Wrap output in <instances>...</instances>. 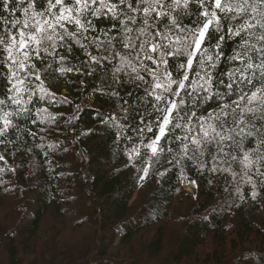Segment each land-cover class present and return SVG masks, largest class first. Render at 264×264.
<instances>
[{
	"label": "trees",
	"instance_id": "1",
	"mask_svg": "<svg viewBox=\"0 0 264 264\" xmlns=\"http://www.w3.org/2000/svg\"><path fill=\"white\" fill-rule=\"evenodd\" d=\"M138 2L131 0L132 7ZM202 2L209 11H217L221 25L219 31L215 24L210 26L201 48V53L207 49L205 57L212 55L216 65L212 68V62L205 61L213 76L211 95L200 93L193 99L181 91L187 103L180 106L182 110H173L172 121L155 155L147 144L159 134V122L165 113L154 109L156 102L147 94L151 77L141 71L149 82L145 84L134 79L131 69H126L128 75H114L119 58H112L113 53L129 59L135 56L123 47L125 32L120 21L125 20L134 29L127 35L135 38L143 13H127L137 17L133 25L124 16L113 19L107 7L100 8L101 3L115 4L117 13L127 12L129 0L123 4L121 0H88L89 8L81 17L84 27L73 23L65 25L67 32L58 28L55 48L48 42L47 52L30 53L24 69L15 65L16 79L24 81L20 85L23 92L19 106L8 100L10 62L0 55V99L5 101L0 105V117L13 113L7 130H3L0 119V215L6 228L0 247L6 264H24L20 256L39 253H51V261L54 252L58 264H131L130 260L134 264H264V167H255V163L264 164V146L253 151L258 137L264 136V119L245 116L253 132L244 140V150L250 152L254 161L252 169H245L240 163L243 151L232 147L225 148L230 153L225 155L217 152L216 144H206L201 153L189 138L185 141L189 149L184 152L181 138L187 128L174 126L186 124L192 113L203 119L218 112L220 104H231L239 95L238 90L227 88L228 73L240 66L231 59L241 51L243 43L230 34L236 21L216 10L214 0ZM225 2L229 0H222ZM248 2L264 11L262 0ZM28 3L34 5L35 11L43 12L48 0H25L21 7L12 3L14 16L2 11L0 0V16L9 21L5 25L0 20V33L5 28L18 33L21 26L12 29L11 21H23V7ZM64 3L72 6L75 0ZM201 11L198 0H189L187 13L178 9L173 15H178L184 26L195 28L197 21L202 26L205 20L199 15ZM248 11L251 15L250 7ZM168 22L167 17L155 21L157 27L152 31H165ZM251 31L259 34L260 29ZM249 42L261 46L255 38ZM249 55L259 63L258 54ZM200 58L198 53L190 80L200 70ZM168 61L173 78H182L178 64L186 62V57H169ZM144 63L155 67L150 61ZM255 75L254 84L259 87V70ZM243 87L247 91L251 85ZM226 121L227 127L233 126L231 115ZM232 155L238 159L233 160ZM190 183L195 185L192 193L183 187ZM85 210H92L95 216L89 222L96 225V234L92 245L78 253L73 263L59 251H51L43 241L49 233L55 238L62 236L63 221L80 217ZM51 216L54 225L45 231L40 224L44 225ZM151 231L157 234L141 243L138 253L134 248L136 236ZM108 232L111 236L106 238ZM37 233L42 236L40 243ZM11 235L16 236V242ZM115 246L125 248L123 257Z\"/></svg>",
	"mask_w": 264,
	"mask_h": 264
},
{
	"label": "snow or ice",
	"instance_id": "2",
	"mask_svg": "<svg viewBox=\"0 0 264 264\" xmlns=\"http://www.w3.org/2000/svg\"><path fill=\"white\" fill-rule=\"evenodd\" d=\"M24 2L25 0H18V2L17 0H2V11L8 13L9 16H14L15 9L10 7V4L16 3L17 7H21ZM198 2L203 9L199 15L204 17L205 20L202 22V26H200L201 22L197 21V27L195 28L184 26L178 15H173L178 9H182L187 13L189 0H171V3H167V0H139L135 8L132 7L131 0H129L127 12L121 10L120 13H117L115 4L105 5L101 3L100 5L101 9L107 7V10L112 13L113 19L124 16L133 25L136 23L137 17L129 16L127 13H140L141 11L143 13L142 26L137 30L139 35L135 38L127 35L132 33L134 29L128 27L125 20L120 21L125 32L123 47L130 50L129 55L134 52L135 56L129 59L128 56L113 53L112 58L115 59L117 56L119 58V64L114 67V75L121 73L128 75L126 69H131V73H135L134 79L145 84L149 82L145 80L144 75H141V71L146 72L151 77L150 87L146 89L147 94L153 97L156 102L153 105L154 109L165 113L159 122V134L155 136L151 143L147 144V148L154 155L158 151L157 146L161 138L166 135V129L172 121L173 110H182L180 106L187 103V100L181 96V91H184L186 97L193 99L199 96L200 93L211 95L213 76L206 69L205 61L212 62V68H215L216 65L213 62L212 55L205 57L204 53L207 52V49H204L201 53V48L210 26L215 24L217 31L220 30V17H218L217 11H209L202 0H198ZM123 3H125V0H121V4ZM144 4L147 6L141 7ZM249 7L251 8V15H249ZM88 8V0H75V4L72 6H66L64 0H55L54 3L52 0H48L47 8L43 12H37L34 5L28 3L27 7H23V21L19 19L11 21L12 29L21 26L18 33L9 31L7 28L0 33V48H2L0 55H4L5 61L10 62L8 70L11 75L8 77V83L11 86L8 88V92L11 95L8 96V100L18 106L22 103L21 94L23 89L20 85L24 81L16 79L14 66L18 64L21 70L24 69L26 67L25 62L30 58V53L35 51L39 55L41 51L47 52L48 42H51V47L55 48V37L60 35L57 31L58 28H64L67 32L65 25L73 23L78 27H84L81 17ZM214 8L220 13H224L231 20L236 21V25L230 34L243 40L240 45L241 51L236 52L231 57L232 61L239 62L240 66L228 73L230 82L227 84L230 91L238 90V99L232 100L231 104L227 102L220 104L218 112H214L203 119H198L195 113H192L187 117L186 124L176 123L174 126L187 128L185 137L181 138L184 152L189 149L188 143H185L189 138L191 144L199 148L201 153H203V146L206 144H216L217 152L225 155H230V153L225 152V148L232 147L238 152L243 151L240 163L245 169H252L254 161L251 159L250 152L244 150V140L251 137L253 132L250 130V123L245 116L246 114H252L256 119H264V11H260L255 4H249L248 0H229L225 3H222V0H214ZM56 9H58V12L54 11ZM95 14L100 15V11L97 10ZM229 14L231 15L229 16ZM164 17H167L169 21L165 25V31H152L157 27L155 21H159ZM0 20L5 25L9 23L2 16H0ZM150 21L153 22L150 23ZM88 24L90 25L91 21ZM257 27L260 29L259 34L251 31ZM242 33L247 35L249 39L255 38L261 46L257 47L256 44L250 43L249 39H244ZM156 37H159V39L157 40ZM217 47H219V44H217ZM250 52L258 54L259 63L254 62L256 57L249 55ZM198 53L201 54L198 62L200 70L196 71V78L190 80L189 73L193 70ZM181 56L186 57V62L178 64V71L182 70V78L174 79L173 73L168 70V58ZM20 57H23V59H20ZM218 58L219 55L217 54ZM93 59L95 58L93 57ZM144 61H150L151 65L155 67L144 63ZM257 70H259V87L254 84ZM36 78L39 79V77ZM14 80L15 82H13ZM189 81L190 83H186ZM173 85H176L177 88L173 89ZM247 85H251V87L245 91L243 86ZM41 92H43V89H41ZM171 97H177L178 99H171ZM204 98L207 99V96ZM4 104L5 101L0 99V105ZM162 104L163 106H161ZM21 111H26V109H21ZM257 113H260V115L257 116ZM11 115L13 113L6 112L3 117H0L3 120V130H7L11 126L12 121L9 119ZM229 115L232 116V127L226 126V118ZM237 116H239V119L236 118ZM183 119L184 117H181V120ZM193 120H195L194 127L192 126ZM251 127H255V125H251ZM3 130H0V135H2ZM152 130V127L148 128L149 132ZM192 133H195V135H192ZM261 146H264V136L258 137L257 148L253 151L260 150ZM232 159L237 160L238 156L232 155ZM255 167L259 170L264 167V164L255 163ZM261 174L264 175V173ZM255 195L256 193L253 192V196Z\"/></svg>",
	"mask_w": 264,
	"mask_h": 264
},
{
	"label": "rangeland",
	"instance_id": "3",
	"mask_svg": "<svg viewBox=\"0 0 264 264\" xmlns=\"http://www.w3.org/2000/svg\"><path fill=\"white\" fill-rule=\"evenodd\" d=\"M186 188L185 189L188 192L192 193L195 190V185H193L192 183L187 184ZM94 217L95 216L92 210H85L84 213L80 215V217H77V216L69 217V220L63 221L65 230L62 233L63 235L61 234L62 236H60L59 238H55L54 235L49 233V235L47 236L48 238H46L43 242L46 245L51 247V251L52 249L54 251H59L60 253L66 255V260H69V261L73 260V263H74L76 262V257H77L76 255L88 249L92 245L91 242H93V239H94L93 236L96 234V225H92L93 224L92 220L94 219ZM90 219H92L91 222H89ZM54 222L55 220L51 216L49 217V219L44 221V225L40 224V227L44 226V230L49 231L51 230V227L54 225ZM23 227L25 228V226ZM5 230L6 228L4 226L3 217H1L0 215V243L4 239ZM156 234H157L156 232L151 231L149 233L137 235L134 241L135 247L134 246L132 247H134L138 253H141V243L143 244L147 243L151 238H154ZM37 236H38V243H40L42 236L40 233H37ZM106 236H107L106 238H108L111 236V234L108 232ZM10 238L14 240V242H16L17 240L16 236L14 235H11ZM36 248L38 250L40 246L37 245ZM114 248L120 249L117 251L119 252V254H122L120 257L124 256L123 251L125 252V248L120 247V246H115ZM2 250H3V247H0V264H6V260L4 259L5 256L3 253H1ZM50 254L51 253H39L36 256L28 255V256H20V258L24 260V264H47L48 262L49 264H58L56 261V253L54 252V255L51 261L48 259ZM95 255L96 253L93 256ZM130 262H132L131 264H134V261L130 260Z\"/></svg>",
	"mask_w": 264,
	"mask_h": 264
},
{
	"label": "clouds",
	"instance_id": "4",
	"mask_svg": "<svg viewBox=\"0 0 264 264\" xmlns=\"http://www.w3.org/2000/svg\"><path fill=\"white\" fill-rule=\"evenodd\" d=\"M191 184V183H190ZM184 187L186 188V185H184ZM187 189V188H186ZM188 190V189H187Z\"/></svg>",
	"mask_w": 264,
	"mask_h": 264
}]
</instances>
